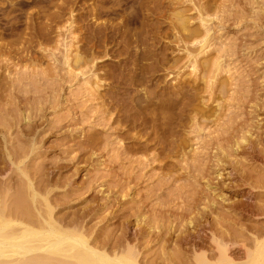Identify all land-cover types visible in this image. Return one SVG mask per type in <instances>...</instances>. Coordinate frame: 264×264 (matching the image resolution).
I'll use <instances>...</instances> for the list:
<instances>
[{"label":"rangeland","instance_id":"rangeland-1","mask_svg":"<svg viewBox=\"0 0 264 264\" xmlns=\"http://www.w3.org/2000/svg\"><path fill=\"white\" fill-rule=\"evenodd\" d=\"M16 3L0 0L2 194L26 198L29 178L58 222L108 252L132 245L140 264L214 262L217 244L245 261L264 237V0L144 2L130 48L148 33L164 60L146 95L119 79L132 58H94L114 41H86L91 1ZM49 14L45 36L25 34Z\"/></svg>","mask_w":264,"mask_h":264},{"label":"bare ground","instance_id":"bare-ground-1","mask_svg":"<svg viewBox=\"0 0 264 264\" xmlns=\"http://www.w3.org/2000/svg\"><path fill=\"white\" fill-rule=\"evenodd\" d=\"M78 1L80 0H62V2H66V3L78 2ZM88 1H91L92 3L87 12L89 13V15H91L92 19H94V23L90 24L89 21L87 24L88 28H87L86 41L99 42L103 38V36L104 38L105 36L107 38H111V40L114 41V44L107 50L106 49H104V51L98 50L99 52H96L97 57L94 58L98 59L97 62H102L103 61L101 58L102 56L109 58V56H114L116 54L119 55L123 53L124 55L126 54L125 56L128 60L132 58V60L130 59V62L131 61L133 62L131 63L134 64L133 65L134 69L128 70L129 72L127 77L126 75L125 76L120 75L119 79L123 83H126L127 81L129 83L138 82V84H140L139 86L141 87L143 86L142 91L144 92V95H146L145 93L147 91L145 90L146 87L144 86L148 84L147 82H149L148 79L150 78L149 76L150 75L153 76V74H149V72H151V70L156 72L158 69L162 67L164 63L163 57L161 58L162 52L160 54L156 52L157 53L156 54L155 52H152L150 50L151 48L149 47L147 42L149 38L147 40V38L145 37L148 35V33L147 35L146 33L145 34L143 33V37L140 36L142 39L140 38L141 42L140 45H138L140 46L139 51L138 50L133 51L131 49L132 47L130 46V43L132 42L134 43L135 41V39H133L134 41L132 40L133 36H136L135 32L134 33L132 32L133 25L135 23L137 24L139 23L140 24L139 26L144 27L145 25L149 24L148 23L149 16L148 13H146L149 5L147 6V4L144 3L147 2V0H140L139 2L141 3L137 4V6H135L134 8L132 7V9L130 8L131 9L130 11L129 9L127 10L129 12H126L127 6L125 3H128L132 0H88ZM10 2L26 4L28 2H51V0H10ZM103 13L104 14L113 13L116 15H120L122 16L123 19L122 21L119 20L118 22L115 23L113 21L110 22L99 21L101 18V14ZM2 14L3 13H1V16ZM5 14L6 13H4V16H6ZM54 14L46 15L48 23L46 22L44 26L42 25L40 26L37 24L35 27L34 26L32 27L31 25H28V23H26L25 29L33 30V32L28 31L25 32V34L31 36L32 35L45 36V31L48 28L51 29L50 24L53 21V18L55 17ZM8 15L10 14H7V16ZM27 18L30 21H32L36 17L34 13L29 12V16H27ZM8 19H11V17ZM12 19L10 20V24H8L7 22L8 27H6V29L9 28L12 30L14 27L17 26L16 22L13 23L14 20H16L17 18H14L13 22H11ZM131 24H133L132 27H130ZM145 27L147 28V26ZM180 27L182 28V30H184L185 24L182 20L180 21ZM118 37L119 40L116 41ZM147 37H150V35ZM27 43L30 45L29 42ZM0 45H1L0 46L1 49L3 44ZM25 45L27 44L25 43L22 45V47L19 48L17 47L15 50L26 49L27 47H24ZM114 45L115 46L118 45L117 48H113ZM7 46L8 45L6 46L4 45V48L5 47L7 48ZM83 46L85 47L87 45H83ZM119 48L121 49L119 50ZM84 52L85 53L88 52L87 47L86 49H84ZM84 58L85 57L81 56V54L77 52L74 55L73 67L78 68L79 66H83V64H85L88 61ZM150 59L152 60V63L147 62ZM153 71L152 73H155ZM21 173L24 174V172ZM26 181H27V184H25L27 188L26 191H29L26 193L24 191L26 198L22 193H20L22 195L19 194L20 196L17 197L16 194L15 197L17 198L14 199L13 197L12 201L10 200L12 196H10L11 194L8 191L9 187H6L8 189L4 188L5 190L4 193L2 194L3 183L2 184L0 183V185L2 186L0 188L1 189L0 190V264H140L137 255L134 253L135 251L132 250L133 249V247H131L132 245L131 246L129 245L127 249L124 251L119 250L118 252L117 251L108 252L104 247L99 248L98 246L91 245V242L84 233L85 231L83 232L81 228L66 227L67 225L66 226L62 225V223L58 222L53 217V208L52 205H50V202L48 201L49 199L47 196L48 193L45 196L39 198V194L36 191L37 189H35V187L33 186L34 184L32 183V181H30L29 178ZM4 186H7L5 182H4ZM22 190L24 189L22 188ZM39 201L41 202V205H43L45 208H43V206H40L38 204L40 203ZM28 202H30V206H28ZM71 222H73V220ZM71 224L73 223H70V225ZM216 246H218L217 248L219 250V254L217 255V258L214 262L208 261L205 255L198 254L199 257L197 256L198 258L195 259L196 264H264V237L261 240L260 239L256 240L254 244V249L251 250V252L247 251V256H246L247 258L245 261L242 262H236L233 255L228 251L229 249L228 247H226L225 244L224 245L217 244Z\"/></svg>","mask_w":264,"mask_h":264}]
</instances>
